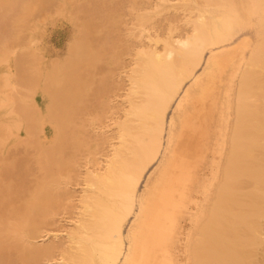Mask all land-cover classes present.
I'll return each instance as SVG.
<instances>
[{"label": "bare ground", "instance_id": "bare-ground-1", "mask_svg": "<svg viewBox=\"0 0 264 264\" xmlns=\"http://www.w3.org/2000/svg\"><path fill=\"white\" fill-rule=\"evenodd\" d=\"M22 3L46 14L52 0ZM183 6L188 14L167 15L165 24L155 23L147 10L127 21L125 31L134 38L121 52L130 58L111 68L117 85L94 95L91 104L84 101L90 82L83 73L91 78L98 58L92 44L78 42V71L66 66L57 81L37 57L35 32L29 55H23L31 66L20 65L24 73L10 54L19 36L3 40L7 77L23 73L29 96L4 99L0 137L14 126L24 136H37L35 145L44 153V181L31 185L21 213L30 264L46 258L60 264H264V0H183ZM203 65V75L196 77ZM188 79L194 85L185 89ZM49 90L57 98L63 94L54 140L43 131ZM84 115H92L87 125L79 119ZM72 182L82 185L74 206L64 203L73 194L60 192ZM195 189L201 194L186 204ZM69 207L77 212L65 247L43 248L33 241L49 216Z\"/></svg>", "mask_w": 264, "mask_h": 264}, {"label": "rangeland", "instance_id": "rangeland-1", "mask_svg": "<svg viewBox=\"0 0 264 264\" xmlns=\"http://www.w3.org/2000/svg\"><path fill=\"white\" fill-rule=\"evenodd\" d=\"M22 2H24V0H0V52L2 49H4L3 46L6 44H4V41L8 42V38H11L12 35H17V37L19 36L18 39L13 43L10 54L14 56L15 62L18 61L20 68H22L24 65V68L26 69L28 66H31V64L27 59H25V57L26 55H29L28 52L30 51V35L35 32L36 34L34 36V46L37 49V57H39V59L44 58V60L42 61L46 62L45 66L48 69V74L51 72L54 73L55 77L53 76V79H57V81H60L64 77V70L63 72H61L62 68L64 69L67 68L66 66H68L70 71L72 68L71 72L78 71L79 64L77 63L76 59L77 45L78 42L81 41V39H84L86 44H92L95 51L98 52V58L95 62V67L91 70L90 73L91 78L90 76H88L87 72L83 73V75L87 77L90 82V90L87 91V93L89 92L90 94H87L84 100L87 104H91V101H93V99L91 98L94 95L100 96L104 93L107 87L112 88L117 85V81H119V78L117 77V75L113 76L112 78L113 73L111 72V68L117 70L119 66L127 63L130 58L129 55H127L125 52L122 53L121 50H123L126 44H128V38H134V36H132L131 34L128 35L127 31H125L127 21L131 22V18L133 15L137 14L138 12L142 13L146 10L153 11V21L155 23L165 24V22H167L165 20V16L167 15H178L180 17H184L185 14H188V9L183 6V0H52V6H49V8H51L49 10L50 12H47L46 14L45 12H43L44 9H42L43 13L41 12V10H38V12L35 13L33 11L26 10ZM157 2H161L160 6H158L157 9L151 7L153 3L157 4ZM22 16L25 19L24 21L21 20ZM107 35L110 37V39L107 37ZM41 53H43L44 56H41ZM22 59H24V61H21ZM1 60L2 58L0 53V109L3 107L4 99L9 96H18L20 98L17 99L18 101H24L29 96L28 87H24V84L27 83V79H20V77H25L23 76V73L26 70L24 68H22L21 70L18 69V74L24 71L23 73H20L21 76L19 77H17L18 75L15 77H7V65H5ZM14 60H12L13 63ZM21 62H28L29 64L26 63V65H22ZM38 63L37 67H41L42 63ZM12 65L13 67H16V69L18 68V66H15L17 64ZM54 68L56 69V71ZM204 68L205 65L199 67L196 77L203 75ZM192 85H194L193 79H188L184 83L185 89L191 88ZM71 86L73 87V83ZM71 86H68V89H71ZM58 87L60 90L62 89L60 88L59 84ZM52 91L54 90L52 89ZM52 91L49 90V93L51 92L55 94L51 95L50 93L47 96V98H49V100H47V109L49 116L47 115V117L43 120L44 124L46 125L43 131H45L46 135L52 133L51 140H54L57 132L54 124L58 125L57 121H62V110L60 107H58L61 101L59 95H61L62 91H60L59 95L57 94L58 98L56 96V92ZM58 92L59 91H57V93ZM24 93L25 95H23ZM26 93L28 94L26 95ZM61 97H63V94L61 95ZM177 100H179L178 97H176L171 105V108L168 110L169 120L176 113V106L178 103ZM51 107L52 110H56L59 112L53 113L51 111ZM17 108H20V106L18 107V105H16V109ZM17 111L19 112L20 109H18ZM98 113L99 111H93L92 115L96 116L98 115ZM92 115L79 116V119L85 125H87L89 124V119L92 118ZM9 124L13 126V122L8 123V125ZM68 131L69 129L67 130V134H70L69 136H71L72 132ZM88 131L91 132V128L88 129ZM89 132H86V139H88V136L91 135V133L89 134ZM0 139L3 140L0 144L1 203L6 201L4 199H8V202L5 203V205L0 204V240L2 241H0V249L4 248L3 250H5L0 253L3 256L2 257L0 255V264H30L27 257V255L29 254L28 249L26 246V249L24 247V241L25 244L26 242L28 244V240L23 239L20 236V230L23 229L24 224L26 223L24 222V215H22L21 213L25 211V206H27L28 202L31 199L30 196L33 192V190L31 189V185L33 184L34 186L36 183L40 184L44 181L42 178L44 170L39 165L41 160L44 158L42 157L44 153L40 145H35V143H39V139L37 138V136H24L21 132L17 131L14 126L9 130L7 129V134L3 137H0ZM69 145L71 146V144ZM67 152L70 151L67 150ZM24 158L29 159L32 163H28L29 160H24ZM15 161H17V165H15ZM23 161L25 163H22ZM79 161H81L79 163L84 164L82 163L83 159ZM157 165L158 163L153 164V166L150 167L146 178L149 177V175ZM78 170L84 171V168H79ZM144 184L145 183H143V185L141 186L139 193H142V191L144 190ZM4 185H6L7 187ZM3 187L5 188L3 189ZM81 189L82 185L78 182H72L68 186H64V188L60 189V192L63 191L62 194H66L65 191H67L69 195L73 194L75 196L74 197L72 195V198L69 196L70 198L66 199L64 203H68L69 205L71 204V206L77 204L78 198L81 195ZM6 190L8 192H6ZM10 192H12V195L10 194ZM28 194L30 195L28 196ZM200 194L201 191L195 189L190 194V197L188 198L189 202L186 201V204L194 202L195 197L199 196ZM9 201H12L11 204ZM4 206H6V209ZM15 208H17L18 210L20 208L22 212L17 211V209ZM76 210L77 209H75V207H69L65 212H60L59 214H55V216H49L47 218V220L49 221H46L48 223L45 224L46 226H42L41 231L37 235L38 239L33 241H37V243L43 248L53 245H55V248L58 246L65 247L68 243L67 233L73 230V228L75 227L74 215L76 214ZM14 211H16V213L18 214H16ZM7 214L10 216H8ZM11 214L17 216V218L20 217L19 220L17 221V219H15V217H13ZM6 215L9 218H6ZM6 223L8 227L5 226L6 228H3ZM129 226L130 223L127 224L125 230L126 233ZM11 240H13L14 244H12L13 242ZM2 243H4V245ZM5 244L7 246H5ZM11 246H13L14 248ZM57 261L58 260L56 259L54 260L46 258L40 260V262L38 263L36 262L35 264H60L59 261Z\"/></svg>", "mask_w": 264, "mask_h": 264}]
</instances>
